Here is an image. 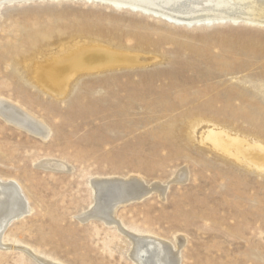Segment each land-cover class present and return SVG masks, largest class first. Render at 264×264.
Masks as SVG:
<instances>
[{"label":"rangeland","instance_id":"1","mask_svg":"<svg viewBox=\"0 0 264 264\" xmlns=\"http://www.w3.org/2000/svg\"><path fill=\"white\" fill-rule=\"evenodd\" d=\"M94 47L150 61L67 67ZM49 66L64 68L61 94L42 86ZM0 96L51 130L43 137L0 115V176L21 183L28 206L5 226L6 243L67 264H137L124 226L178 244L181 264H264V173L200 137L210 122L264 142V24L180 23L108 0H8ZM134 173L161 188L123 202L109 221L99 204L108 180L94 177ZM91 212L104 216L80 220ZM14 248L0 249V264H39Z\"/></svg>","mask_w":264,"mask_h":264},{"label":"bare ground","instance_id":"2","mask_svg":"<svg viewBox=\"0 0 264 264\" xmlns=\"http://www.w3.org/2000/svg\"><path fill=\"white\" fill-rule=\"evenodd\" d=\"M6 1L8 2V0H0V5ZM108 1L129 5L130 7L140 8V9L145 10V11H152V12L158 13L160 15H163L165 17H168V18L173 19V20L180 22V23H193V22H202V21L210 22V21H218V20L223 21L227 18H229V19L232 18L233 21L234 20L236 21V19L243 18L246 22H257L258 24H260V23L264 24V0H108ZM96 46H98V45H96ZM138 53H140V52H138ZM76 54H77V52H76ZM74 56H73L74 60L71 59L72 61L71 62L69 61L70 63L67 62V63H69V65L67 67L73 68V69H79V70L80 69L81 70L87 69L88 71H89V69L92 70L94 67H98V66H100V67H106V66H110V67L114 66L115 67V66H117V68L119 70L122 67L132 69V67L136 68L138 64L143 65L144 63L147 64L150 61L149 59H147V58L144 59L143 57L141 58V57H137V56L135 57V56L118 55L115 52H111L107 48H99V47H94L92 49L83 50L80 54H78L77 56L76 55H74ZM62 63L64 64V62H62ZM55 64H56V62H55ZM63 70H64V68H59V70H57L55 67H50V66H49V68L45 69L44 73H43L42 81H41L42 86L48 90L56 92L57 94H61L64 91V89L67 87L65 85L67 76H65L63 74L64 73V72H62ZM114 70H115V68H114ZM114 70H112V71H114ZM75 72H76V70H75ZM109 72H111V71H109ZM117 79L119 80V78H117ZM118 80H116V82ZM107 81H105V82H107ZM109 81H110V79H109ZM38 82H39V80H38ZM122 83H124V82H122ZM127 83H125V84H127ZM108 85H109V83H108ZM112 85H113V83H112ZM125 86L127 87L128 84ZM133 88H134V86L131 87L132 90H133ZM136 89L138 90V88H136ZM149 89H148V92H150V91L152 92V90L149 91ZM117 90H121V88H119ZM126 91H125V93L127 94ZM142 91L144 92L145 90H142ZM123 92H124V90H123ZM129 92H130V90H129ZM132 93L130 92V94H132ZM111 94L113 95L114 93H111ZM133 94H135V93H133ZM107 95H108L107 97L110 96L109 94H107ZM118 96H119V94H118ZM139 96H138V98H139ZM145 96H143V97H145ZM2 97L0 96V115L4 116L8 121L14 123L15 125L25 128L26 130L30 131L31 133L40 134L43 137H47L49 135V133L51 131L50 128L48 129L42 122H40L39 118H38L39 120H37L35 117H33L32 115L34 113L33 114L31 113L32 114L31 115L30 113H28L30 111L27 112V111L21 109L22 107L20 108L21 104L15 105L13 103L6 101L5 98H2ZM123 97H124V95H123ZM135 97L137 99V96H135ZM115 98H117V97H115ZM134 98H133V100H136ZM11 100H13V99L11 98ZM129 100L132 101V99H129ZM113 101H114V99H113ZM15 102H17V101L15 100ZM112 104L114 107H117V106H115L114 103H112ZM23 108H24V105H23ZM130 109L131 108H129V110ZM114 113H116L119 116H122V115H120L121 112L118 109H116V111ZM123 113L126 115L125 111L122 112V114ZM126 117H128V116H126ZM126 120H128V119H126ZM192 122H194V121H192ZM200 123L193 126L195 131H196L197 126ZM180 127H182V126H179V129H180ZM169 129H171V128H169ZM167 130H168V128H167ZM201 130L202 131H201L200 137H201L202 142H207V143L211 144L214 147V149L216 148V149L220 150L221 152H223L224 156L227 155V156H231V157L235 158L237 163L239 162V163H242L247 168L249 167V170L252 167V168H256L258 172L260 171V173H264V142L259 141L257 139H253V138L249 139L247 136H241L239 134L232 133L231 131L227 130L226 128L220 127L217 124L210 123V122H207L206 125L202 126ZM192 131L193 130H191V132ZM191 132H190V134H192ZM163 133H167V132H163ZM243 165H241V166H243ZM49 166L59 167V169H60V167H65V165L61 162H52L51 164H49ZM141 175L139 173L138 174L134 173V174H129V175H125V176H122V175L119 176L117 174L116 175L111 174L108 177L107 176L103 177L101 175H99V177H97L98 175L96 177H94V179H97V178L105 179L106 178V180H108V184L100 190L101 192L99 195L100 196L99 197V204H102V206L106 207V213H105L106 219H108L110 221L112 218H115L114 217L115 211H116L117 207L120 204H122L123 202L125 203L130 199H136V198L142 199V198L148 196L153 191H156V189L161 188L160 184L158 183V181H160V180H158V181L155 180L154 182L151 183V182L145 180L144 179L145 177H142ZM97 180H99V179H97ZM101 181L102 180H100V182ZM91 182H92V180H91ZM91 184H93V182ZM21 187H22L21 183L18 180L14 179L12 177L9 178V177L0 176V249H11L14 247L15 248L20 247L23 253L24 252L29 253L32 256H34L39 261V264L40 263L41 264H67L58 258L49 256V255H42L41 253H40L41 255L37 254L35 249L30 245L18 246V244L15 245L13 243H6L4 238L1 237L2 233L4 232V228L7 225V223L10 222V219H13V220L17 219V218L21 217V215L25 214L28 211V206H27L25 198L23 197V194L21 192L22 191ZM94 189H95V187H94ZM162 190H163V192L165 191L164 188ZM96 192H99V191H96ZM95 196H96V194H95ZM88 211H90V210H88ZM83 213H82V215H83ZM90 216H102L103 217L104 215L100 214V213H94V214L92 213V214H87L83 217L79 216V218L81 217L80 220L84 221V220H87ZM116 216H117V214H116ZM100 219H101V217H100ZM105 221H107V220H105ZM116 221H117V223H119L118 220H116ZM119 226L121 227L122 225H119ZM123 227H121V228L125 232H127L126 235H128L131 238L129 240L130 241L132 240L131 245H130L131 250L129 249V251H130L129 254L133 257V260L135 259L138 262L137 264H181L182 259H181V254H180V246H178V244L176 245L173 241H170V240H168L162 236H159L155 233H152V232H143V231H140L137 229H130V228L126 230ZM118 229H120V228H118ZM129 230H131V231L129 232ZM175 238H176L175 241L178 242L182 237H181V235L178 234Z\"/></svg>","mask_w":264,"mask_h":264}]
</instances>
